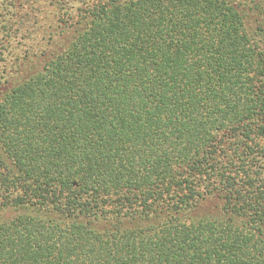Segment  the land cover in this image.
<instances>
[{"label": "trees", "instance_id": "trees-1", "mask_svg": "<svg viewBox=\"0 0 264 264\" xmlns=\"http://www.w3.org/2000/svg\"><path fill=\"white\" fill-rule=\"evenodd\" d=\"M0 264H264V0H0Z\"/></svg>", "mask_w": 264, "mask_h": 264}]
</instances>
